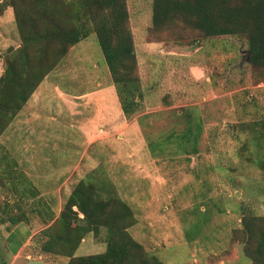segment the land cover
<instances>
[{"label":"rangeland","instance_id":"rangeland-1","mask_svg":"<svg viewBox=\"0 0 264 264\" xmlns=\"http://www.w3.org/2000/svg\"><path fill=\"white\" fill-rule=\"evenodd\" d=\"M151 2L126 0L143 91L138 112L126 119L118 97L114 100L116 90L94 35L69 47L0 135V159L5 156L0 204L14 213L24 210L37 233L48 225L31 210L37 198H53L58 213L90 174L98 182L109 181L131 207L136 222L130 234L161 264H251L242 250L241 213L264 215V169L252 162L259 155L253 135L238 124L264 116V68L249 63L243 35L178 41L173 33L151 42L156 39L149 29ZM19 42L13 8L0 3V74L6 50ZM180 112L201 123L198 151L187 155L170 147L152 155L144 130L162 141L178 130ZM140 115H147L145 128L138 123ZM6 163L11 179L32 180L36 197L16 199L1 170ZM30 232L25 223L9 237L1 228L0 259ZM104 236V229L97 237L88 233L75 255L103 252ZM29 246L24 256L67 263L66 256Z\"/></svg>","mask_w":264,"mask_h":264},{"label":"trees","instance_id":"trees-1","mask_svg":"<svg viewBox=\"0 0 264 264\" xmlns=\"http://www.w3.org/2000/svg\"><path fill=\"white\" fill-rule=\"evenodd\" d=\"M0 3L13 8L20 40L17 48H8L4 55L5 65L0 74V135L69 47L90 35H94L110 71L124 116L129 119L138 112L143 91L126 0H0ZM149 29L156 37L151 42L163 41L161 34L169 37L173 33L178 41L182 37L196 41L200 36L243 35L249 63L264 68V0H152ZM185 115L177 113L176 118L181 119L176 122L178 130L168 133L162 141L150 138L144 130L152 155H162L170 147L187 155L198 151L201 123L194 116ZM145 117L137 118L142 128L148 126L142 122ZM238 125L241 131L246 127L253 135L259 155L252 162L264 169V116ZM5 167L7 163L2 172L6 173L14 193L18 192L14 179L9 177L11 169ZM27 195L36 197L38 191L27 186L20 200ZM40 197L43 196L37 198L31 210L48 225L31 237V250L66 256V264H161L157 256L147 252L130 234L129 228L136 222L133 210L112 191L109 181L101 183L88 174L79 180L58 213L53 198L43 201ZM0 213L3 215L0 220L7 217L11 225L30 222L24 210L14 213L7 203L0 204ZM241 214L242 250L251 264H264V215L246 209ZM102 229L105 250L76 256L81 240L88 233L99 236Z\"/></svg>","mask_w":264,"mask_h":264},{"label":"crops","instance_id":"crops-1","mask_svg":"<svg viewBox=\"0 0 264 264\" xmlns=\"http://www.w3.org/2000/svg\"><path fill=\"white\" fill-rule=\"evenodd\" d=\"M46 77V76H45ZM44 77V78H45ZM39 85V84H38ZM37 88V87H36ZM65 88V87H64ZM36 90V89H35ZM34 90V91H35ZM96 92H97V90H96ZM66 93H67V91H66ZM90 92H86V93H82V94H80L81 96H87V94H89ZM33 94V93H32ZM31 94V95H32ZM79 96V95H78ZM81 96H79V97H81ZM63 97L65 98L66 96H65V93H64V95H63ZM30 98V97H29ZM63 98V99H64ZM116 98H117V95H116V93H115V91H114V100L116 101ZM118 100V99H117ZM28 101V100H27ZM123 115V114H122ZM16 116V115H15ZM124 117V116H123ZM72 118V117H71ZM14 119V118H13ZM76 122H77V117H76ZM13 121V120H12ZM11 121V122H12ZM10 122V123H11ZM77 124H79L78 122H77ZM10 125V124H9ZM8 125V126H9ZM78 127H80V126H78ZM7 129V128H6ZM82 129V128H81ZM80 129V130H81ZM82 131V130H81ZM24 173H26V176H30V175H33V176H36V175H34V173H31L30 171H24ZM23 178L24 177H26L24 174H20ZM20 180L21 179H14V184L16 185V187H17V190H18V192H15V193H17V194H14L15 196H17V200H20V198H21V196H22V194H23V192H24V190H25V187H27V186H29L30 188H34L35 186L33 185V182H32V180H30V179H28V180H25V182L23 183H21L20 182ZM6 183H8V181H6ZM26 185V186H25ZM37 190V189H36ZM38 191V190H37ZM28 197L26 198V197H23L22 199L24 200V199H28L29 197H31V196H29V195H27ZM20 197V198H19ZM33 198V197H32ZM8 209V208H7ZM9 210V209H8ZM7 214L8 213H6V216H7ZM31 217V216H30ZM1 219V218H0ZM30 222H31V220H30ZM26 223V222H20V223H18V224H16V225H13L12 227L10 226V224H9V222H8V220H7V217L4 219V220H0V227L3 229H5V234H7L6 236L7 237H9V232L10 231H12L13 230V228L14 227H18V225H20L21 223H25V224H27V225H29L30 226V230H31V232L28 234V236L25 238V240L22 242V243H20L17 247H16V249H14V250H9V249H6V254L4 255V257L3 258H1L0 260V262H2V264H53V263H51V262H49V261H47V260H43V259H39V257L38 258H36V257H32L31 255H23V252H24V247H25V245L26 244H29V242H30V239H31V237L36 233V229L34 228V226H32V224L31 223ZM4 225V226H3ZM0 228V229H1ZM8 230V231H7Z\"/></svg>","mask_w":264,"mask_h":264},{"label":"water","instance_id":"water-1","mask_svg":"<svg viewBox=\"0 0 264 264\" xmlns=\"http://www.w3.org/2000/svg\"><path fill=\"white\" fill-rule=\"evenodd\" d=\"M249 59V58H248Z\"/></svg>","mask_w":264,"mask_h":264}]
</instances>
